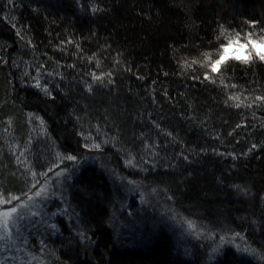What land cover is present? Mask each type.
<instances>
[{"label":"trees","instance_id":"16d2710c","mask_svg":"<svg viewBox=\"0 0 264 264\" xmlns=\"http://www.w3.org/2000/svg\"><path fill=\"white\" fill-rule=\"evenodd\" d=\"M230 31L264 36V0H0V196L60 171L33 264H264V61L212 72Z\"/></svg>","mask_w":264,"mask_h":264},{"label":"rangeland","instance_id":"374dc122","mask_svg":"<svg viewBox=\"0 0 264 264\" xmlns=\"http://www.w3.org/2000/svg\"><path fill=\"white\" fill-rule=\"evenodd\" d=\"M228 37L226 45L229 39H238L239 44H232L228 46L227 56H254L257 51L264 52V36L263 35H252L245 33L229 32L227 33ZM237 34H239L237 36ZM249 40H254L257 42V46L253 47L248 43ZM243 44L245 47L241 48L239 45ZM222 45L219 50L216 51L213 55H208L207 59L211 62L220 58V54L223 53ZM210 62V64H211ZM209 64V65H210ZM60 171L57 174L52 173L48 178H45L40 184H33L29 193L22 197H17L11 201L10 204H0V211H7L10 208H16L15 213H11L8 218V228L5 229L2 224H0V243H2V249L4 252L11 254L12 258H16L18 261H27L33 264L34 261L40 260L36 255L32 256L29 253L28 242L30 236L28 231L33 229L34 225L41 228V232L48 235L49 228H55L53 221L49 220L51 217L50 214L62 215L63 207H55L52 209V212L49 213L47 209L52 206L55 201H58V204L62 206L61 202V192H59V175ZM58 176V178L56 177ZM39 193V195H37ZM142 201V200H141ZM164 210V209H163ZM173 217L175 215L171 212ZM64 217V216H63ZM173 220V219H172ZM180 220L184 224L183 228H187L189 232L188 236L181 235L183 238L182 243L187 248L191 245L198 243L205 244L206 251L214 253L220 247L229 246L233 249L239 251L243 254H250V249L248 245L244 242L242 236L236 233H225L217 231H205L203 226L196 225L190 220ZM189 222L193 224L192 228H189ZM30 234V233H29ZM221 237L224 238L221 241ZM196 240V241H192ZM41 243V242H40ZM187 250V249H186ZM215 250V251H214Z\"/></svg>","mask_w":264,"mask_h":264},{"label":"snow or ice","instance_id":"6c2138e0","mask_svg":"<svg viewBox=\"0 0 264 264\" xmlns=\"http://www.w3.org/2000/svg\"><path fill=\"white\" fill-rule=\"evenodd\" d=\"M93 10L95 11V9H93ZM238 35L239 34H237V36ZM248 43L251 44L253 47L257 46V42L254 40H249ZM232 44H239V40L235 39V38L229 39L226 45H222L223 53L220 54V58L212 61L210 64L212 72H217L219 70L218 66L220 64H222L224 62V60L227 58L228 46L232 45ZM239 46L241 48L245 47V45H243V44H240ZM256 55L259 57L260 60L264 61V52L257 51ZM234 58L238 59V60L243 59L244 62H247V60L250 59L249 56H246V57L235 56ZM96 78L99 79V77H96ZM205 78L209 79L207 74H206ZM94 147H99V145H94ZM66 159L74 160L75 157L68 156V157H66ZM37 195H39V193H37ZM14 199H17V197H10L9 199H4L2 196H0V204H10L11 201ZM16 211H17L16 208H10L7 211H0V224H2L5 229L8 228V218H9L10 214L15 213ZM192 227H193V224L191 222H189V228H192ZM223 240H224V238L221 237V241H223Z\"/></svg>","mask_w":264,"mask_h":264}]
</instances>
